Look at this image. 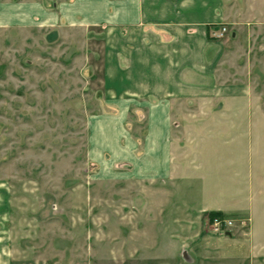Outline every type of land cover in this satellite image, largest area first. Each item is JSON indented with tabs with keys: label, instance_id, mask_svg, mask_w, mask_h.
Here are the masks:
<instances>
[{
	"label": "rangeland",
	"instance_id": "374dc122",
	"mask_svg": "<svg viewBox=\"0 0 264 264\" xmlns=\"http://www.w3.org/2000/svg\"><path fill=\"white\" fill-rule=\"evenodd\" d=\"M73 1L0 0V190L13 264H264V98L253 118L226 120L207 176L156 179L140 152L125 160L124 141H143L156 104L114 119L106 27L60 34L45 22Z\"/></svg>",
	"mask_w": 264,
	"mask_h": 264
},
{
	"label": "crops",
	"instance_id": "0c3cea01",
	"mask_svg": "<svg viewBox=\"0 0 264 264\" xmlns=\"http://www.w3.org/2000/svg\"><path fill=\"white\" fill-rule=\"evenodd\" d=\"M45 22L60 34L106 27L107 96L122 105L114 119L127 120L133 104H156L143 141H124L125 160L140 152L138 166L155 169L156 179L207 176L202 167L218 157L211 144L228 134L226 120L253 118L264 98V0H74ZM8 199L1 189L0 264H13L16 253Z\"/></svg>",
	"mask_w": 264,
	"mask_h": 264
},
{
	"label": "built area",
	"instance_id": "2783aa9c",
	"mask_svg": "<svg viewBox=\"0 0 264 264\" xmlns=\"http://www.w3.org/2000/svg\"><path fill=\"white\" fill-rule=\"evenodd\" d=\"M225 31H226V29L223 28V30H222L220 36H222V35L225 33ZM215 223H216V225H219V226H221L222 223H223L224 226H225V225H227V226H231V225H232V222H230V221L227 222V221H225V220H223V221L221 222L219 218H216V219H215Z\"/></svg>",
	"mask_w": 264,
	"mask_h": 264
},
{
	"label": "trees",
	"instance_id": "16d2710c",
	"mask_svg": "<svg viewBox=\"0 0 264 264\" xmlns=\"http://www.w3.org/2000/svg\"><path fill=\"white\" fill-rule=\"evenodd\" d=\"M217 216H220V214H218V213L213 214V218L217 217Z\"/></svg>",
	"mask_w": 264,
	"mask_h": 264
}]
</instances>
